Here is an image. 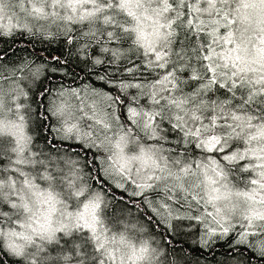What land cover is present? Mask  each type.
I'll use <instances>...</instances> for the list:
<instances>
[{
  "label": "snow or ice",
  "instance_id": "6c2138e0",
  "mask_svg": "<svg viewBox=\"0 0 264 264\" xmlns=\"http://www.w3.org/2000/svg\"><path fill=\"white\" fill-rule=\"evenodd\" d=\"M254 258L264 0H0V264Z\"/></svg>",
  "mask_w": 264,
  "mask_h": 264
},
{
  "label": "trees",
  "instance_id": "16d2710c",
  "mask_svg": "<svg viewBox=\"0 0 264 264\" xmlns=\"http://www.w3.org/2000/svg\"><path fill=\"white\" fill-rule=\"evenodd\" d=\"M217 251H219V249H217ZM217 259H221V257H217ZM257 259L258 258H254L250 261V264H257Z\"/></svg>",
  "mask_w": 264,
  "mask_h": 264
}]
</instances>
